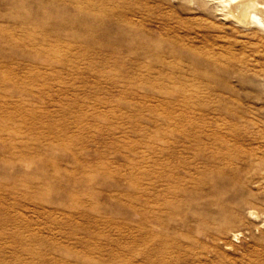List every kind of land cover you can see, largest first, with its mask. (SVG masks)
Instances as JSON below:
<instances>
[{
  "label": "rangeland",
  "instance_id": "rangeland-1",
  "mask_svg": "<svg viewBox=\"0 0 264 264\" xmlns=\"http://www.w3.org/2000/svg\"><path fill=\"white\" fill-rule=\"evenodd\" d=\"M0 264H264V30L0 0Z\"/></svg>",
  "mask_w": 264,
  "mask_h": 264
},
{
  "label": "bare ground",
  "instance_id": "bare-ground-1",
  "mask_svg": "<svg viewBox=\"0 0 264 264\" xmlns=\"http://www.w3.org/2000/svg\"><path fill=\"white\" fill-rule=\"evenodd\" d=\"M213 2L218 11H222L231 20L244 26L254 24L264 30V2L258 0H213Z\"/></svg>",
  "mask_w": 264,
  "mask_h": 264
}]
</instances>
